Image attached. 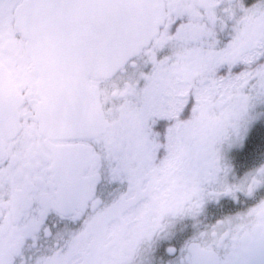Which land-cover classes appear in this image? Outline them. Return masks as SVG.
<instances>
[{"label":"flooded vegetation","instance_id":"obj_1","mask_svg":"<svg viewBox=\"0 0 264 264\" xmlns=\"http://www.w3.org/2000/svg\"><path fill=\"white\" fill-rule=\"evenodd\" d=\"M25 2L0 0V264H264V0H161L69 137L47 129Z\"/></svg>","mask_w":264,"mask_h":264},{"label":"water","instance_id":"obj_2","mask_svg":"<svg viewBox=\"0 0 264 264\" xmlns=\"http://www.w3.org/2000/svg\"><path fill=\"white\" fill-rule=\"evenodd\" d=\"M163 20L161 0H26L16 21L29 59L44 69L47 129L69 137L93 128L87 79L113 74L148 46Z\"/></svg>","mask_w":264,"mask_h":264}]
</instances>
